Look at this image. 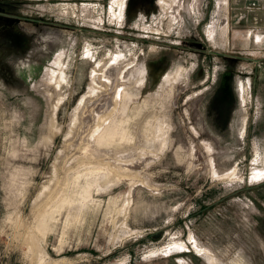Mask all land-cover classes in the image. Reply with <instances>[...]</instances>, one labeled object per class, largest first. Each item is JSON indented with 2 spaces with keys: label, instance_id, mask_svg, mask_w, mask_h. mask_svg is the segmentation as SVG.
Returning a JSON list of instances; mask_svg holds the SVG:
<instances>
[{
  "label": "rangeland",
  "instance_id": "obj_1",
  "mask_svg": "<svg viewBox=\"0 0 264 264\" xmlns=\"http://www.w3.org/2000/svg\"><path fill=\"white\" fill-rule=\"evenodd\" d=\"M223 1L0 0V264H264V26Z\"/></svg>",
  "mask_w": 264,
  "mask_h": 264
},
{
  "label": "crops",
  "instance_id": "obj_2",
  "mask_svg": "<svg viewBox=\"0 0 264 264\" xmlns=\"http://www.w3.org/2000/svg\"><path fill=\"white\" fill-rule=\"evenodd\" d=\"M228 3L232 11V25L241 23L250 27L264 26V0H228ZM222 7L226 9V0ZM223 26L228 29L227 25Z\"/></svg>",
  "mask_w": 264,
  "mask_h": 264
},
{
  "label": "flooded vegetation",
  "instance_id": "obj_3",
  "mask_svg": "<svg viewBox=\"0 0 264 264\" xmlns=\"http://www.w3.org/2000/svg\"><path fill=\"white\" fill-rule=\"evenodd\" d=\"M218 55V54H217ZM231 73V72H230ZM230 73H221L219 78L217 79V102L216 105L218 108L214 112L217 114H223L219 117L216 116V123H214V128L217 130H222L223 128H229L228 123L229 119H231L233 112V97L231 88L229 87V82H227L228 77H230ZM221 80V81H220ZM220 82V83H219ZM219 84V85H218ZM215 114V113H214Z\"/></svg>",
  "mask_w": 264,
  "mask_h": 264
},
{
  "label": "bare ground",
  "instance_id": "obj_4",
  "mask_svg": "<svg viewBox=\"0 0 264 264\" xmlns=\"http://www.w3.org/2000/svg\"><path fill=\"white\" fill-rule=\"evenodd\" d=\"M223 29H226V30H224L225 32H223L222 30ZM222 30H221V32H223L224 33V35H228V29L227 28H223ZM123 91V90H122ZM120 93H122V92H118L117 93V95H116V97H119V94ZM124 97V96H123ZM121 99V98H120ZM121 105V104H120ZM101 117V116H100ZM102 118H103V116H102ZM106 118V117H105ZM99 119V118H98ZM101 119V118H100ZM99 119V120H100ZM104 119V118H103ZM100 121H102V120H100ZM114 123V122H113ZM100 124V123H99ZM106 124V123H105ZM96 127V126H95ZM99 128V127H98ZM97 128V129H98ZM96 129V130H97ZM102 131V130H101ZM95 132V131H94ZM99 133V132H98ZM102 134V133H101ZM95 137V136H94ZM122 137V136H121ZM120 137V138H121ZM97 139V138H96ZM95 140V139H94ZM119 142V141H118ZM122 142V141H121ZM92 153V152H91ZM103 157V156H102ZM124 157V156H123ZM111 158V157H110ZM105 160V159H104ZM108 160V159H107ZM99 161V160H98ZM111 161V160H110ZM124 162V161H123ZM108 163V162H107ZM116 163V162H115ZM101 165V164H100ZM103 165V164H102ZM110 166H111V164H109ZM122 164H116L115 166H114V163H113V168H114V170L115 169H117V170H122V166H121ZM105 166V165H104ZM124 166V165H123ZM127 167H128V165H127ZM107 168V167H106ZM112 170V169H111ZM113 172V171H112ZM126 172V171H125ZM124 172V173H125ZM122 173V172H121ZM120 173V174H121ZM96 174V173H95ZM114 174H115V172H114ZM132 174V173H131ZM93 175H94V173H93ZM124 176V175H123ZM117 177V176H116ZM119 177V176H118ZM123 178V177H122ZM89 186V185H88ZM81 200H83V198H81ZM44 203V202H43ZM64 203V202H63ZM62 203V204H63ZM74 203V202H73ZM72 203V204H73ZM70 204H71V202H70ZM43 205V204H42ZM45 205V204H44ZM76 205V204H75ZM41 207V206H40ZM39 207V208H40ZM57 207V206H56ZM55 207V208H56ZM55 208L53 209L54 210V212H55ZM52 210V211H53ZM57 211V210H56ZM37 212H39V216H38V220H39V225H38V227H36L35 228V231L34 232H29L28 234H26V243H27V245H31V246H36V244H37V239H38V236H40V238H42L43 239V237L45 236V234H46V232H49V226H46V224H45V222H44V219H45V217H44V214H45V210H43V212H42V207L40 208V209H38L37 210ZM56 213V212H55ZM57 213H58V211H57ZM56 213V214H57ZM63 233V232H62ZM38 235V236H37ZM59 241H60V239H59ZM60 244H61V242H60ZM38 246V245H37ZM37 246H36V249H37ZM30 248H32V247H30ZM49 264H51V262L49 263ZM55 264V263H54Z\"/></svg>",
  "mask_w": 264,
  "mask_h": 264
}]
</instances>
